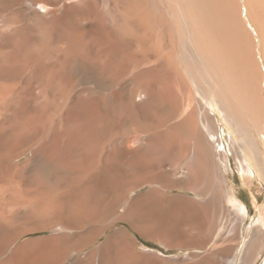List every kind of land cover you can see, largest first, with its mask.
<instances>
[{
  "label": "rangeland",
  "instance_id": "obj_1",
  "mask_svg": "<svg viewBox=\"0 0 264 264\" xmlns=\"http://www.w3.org/2000/svg\"><path fill=\"white\" fill-rule=\"evenodd\" d=\"M143 2L0 0V221L4 220V238L9 239L26 219H49L59 206L65 212L87 213L86 206L92 207L96 202V206L105 204L107 209L116 211L118 203L123 202L120 198L127 193L130 208H141L138 211L147 215L146 219H150L149 214L162 216L170 208L176 214L180 205L183 224L190 222L197 229L190 232L188 226L183 227L189 240L178 246L160 234L154 235L152 228L141 235L128 223L118 222L83 251L75 243L79 238H71L62 264H76L79 259L82 264H99L97 257L88 261L85 255L98 250L120 230L130 234L139 254H152L158 264H263L264 226L259 217L264 212V160L258 158L262 164L259 169L263 170L255 176L240 171L241 158L232 140L242 141L243 132H230L221 114L205 104L202 93L208 91L206 87L200 91L194 84L183 60L177 65L181 73L170 79L174 83L167 82L165 71L164 79L159 80L161 74L165 75L162 72L157 79L159 64L154 58L147 62L151 51L144 39L147 24ZM163 18L160 24L165 28L164 35L170 33L165 35V41L177 42L174 44L176 48L180 46L178 51L187 53V44L181 46L183 43L174 36L179 31L178 22ZM188 54L185 55L190 59ZM153 74L156 77H151ZM148 80L157 86L146 91ZM163 80L165 85L172 84L173 91L170 84L164 88ZM159 95H167L166 103ZM249 120L241 117L264 154V119L260 121L262 130ZM198 134L208 135L213 149L205 148L202 141L198 147L192 146L196 149H181L182 140L186 142ZM169 142L170 148L166 145ZM61 143H66L62 144L64 148L68 146V153L67 148H62L71 157L66 156L68 160L57 158ZM71 159L75 164L69 162ZM72 167L76 170L72 171ZM85 184L91 187L85 188ZM120 188L124 195L119 193ZM66 191L68 196L61 195ZM40 192H49V196L41 200ZM227 194H233L245 206V214H239L227 203ZM106 202L111 204L107 206ZM64 205L74 207L68 211ZM101 206L92 212L105 208ZM126 209L123 204L117 212ZM115 211L100 226H105ZM210 220L214 224L209 230ZM164 222L167 221L161 223L162 228H171L172 222ZM198 224L203 227L200 229ZM56 228L59 227L18 239L4 250L0 261L29 239L61 236L63 230ZM255 239L261 240V247L258 243L251 247Z\"/></svg>",
  "mask_w": 264,
  "mask_h": 264
},
{
  "label": "bare ground",
  "instance_id": "obj_2",
  "mask_svg": "<svg viewBox=\"0 0 264 264\" xmlns=\"http://www.w3.org/2000/svg\"><path fill=\"white\" fill-rule=\"evenodd\" d=\"M143 1H144L143 2L144 8L142 11L144 12V9H145L144 17H145V22L147 24V27H146L147 31L145 30L147 32V35H146L147 38H144V39L145 40L147 39L148 47L150 48V51H151V55H150V57H148L149 59L147 62H150L154 58L153 61H155L156 63L159 64V66H157V67L155 66L156 68L159 67L158 69H160L158 71L156 70V72L158 74V75L156 74L157 79L160 76L161 72L162 73L166 72L168 75L166 73H165V75L161 74V77H159V80H161V78L164 79L163 77H165L167 75L169 78L168 79L169 81H167V77L165 78V80L167 82H170L171 77L174 76L173 77V79H174L177 72L181 73L179 70V67L177 65L179 64L178 61L183 60L182 62H184L187 66V67H185L186 72L190 73V75H192V78L194 79V81L193 80L192 81L194 82V84L196 86H198L200 88L199 90L200 91L203 90L204 87L207 88V89L205 88V90L208 91V94H206V92L202 93V99L205 100V104L208 105L209 107H211L212 109H214L215 111H217L218 114H221V116H222L221 118H223L224 121L226 122L227 126L230 129V132L231 131L237 132V134L243 132L244 138L242 141L237 142L236 140H232L233 144L236 145L239 149L238 150L237 147L235 146L237 151H239L238 154L241 158L240 171L243 174L255 176V174L258 172V170L260 172L263 170V169L262 170L259 169V167L260 168L262 167V164L260 165V163L258 162V160H259L258 158H261L264 160V154H262L260 152V149L258 147L259 145H258L257 138L250 134V132L248 131V128H246L243 121H241V117H248V119L251 118V120L253 119V121L249 120L250 121L249 123L254 122V124H255L254 126H257L259 130H262V128H261L262 123H260V121L262 120V118L264 119V92H263V90H264V86H263V84H264V0H143ZM136 5H137V2H136ZM138 5L140 6V4H138ZM146 10H147V12H146ZM140 14H141V12H140ZM163 16L165 17V19L167 18L168 20H171V21L176 20L178 22L179 26H177V27H179V28H176V26H174V27L176 29H179V31H177L175 34L174 33L175 28H174V30H173L174 32H172V33H174V36L176 35V39L179 43H181V42L183 43V45H181V46L184 47V44L185 43L187 44L186 49L188 51H187V53L185 51V54H188V52H189L188 55H189L190 59L188 58L187 55L180 52L181 49H180V51H178V47H180V46H178L176 48L177 44L176 45L174 44L177 42L173 43V42H171L172 40L167 39L166 40L167 43H166L165 35L167 33H169V31L166 32V34L164 35L163 30L165 28H162V25L160 24ZM135 17H134V19L136 20ZM165 19L163 18V20H165ZM167 21H166V23H167ZM168 22H169V24L171 23L170 21H168ZM139 23L142 24L141 21ZM141 24H140V26H141ZM167 24H166V26H167ZM163 27H164V25H163ZM169 28L171 30L173 27L170 26ZM138 36H137V38H139ZM143 36H145V35H143ZM172 36H173V34H172ZM174 36H173V38H174ZM167 38H169V37H167ZM137 41H138V39H137ZM168 42H170V43H168ZM141 46H143V45H141ZM183 47H181V48H183ZM260 59H262V62L260 61ZM146 71H150V68H147ZM159 71H160V73H159ZM163 71H165V72H163ZM150 74H151V72H150ZM162 75H164V76H162ZM149 76L147 77V79L149 78ZM153 76H154V74L151 77H153ZM156 76H154V77H156ZM180 76H181V74H180ZM182 78H184V76ZM166 81H164L163 83L161 82V84L165 85ZM182 81H183V79H182ZM145 82H148L145 86V88L146 87L147 88L144 89L146 91H148L147 89H151L152 87L157 86L154 83L149 82V80L145 81ZM158 83H159V81H158ZM170 83H174V82L171 81ZM170 83H167L165 86L163 85L164 88L167 87V85H169ZM161 84H160V88L162 86ZM181 84H183V83H181ZM181 84H179V85H181ZM170 85L172 87V84H170ZM163 86H162V88H163ZM171 87H170V89H172V91H173L174 88L173 87L171 88ZM142 88H143V86H142ZM184 88L186 89L187 87H184ZM164 90H166V89H164ZM169 90H167L166 92H168ZM155 91H157V90H155ZM172 91H171V93H172ZM143 93H144V91H143ZM140 94H142V93H140ZM133 95H134V93H133ZM168 95H169V93H168ZM148 96H149V94H148ZM139 97H141V95ZM150 97H148V99ZM153 98H154V96H153ZM158 98L161 99V101L163 100L164 103H166L165 101L167 100V95L166 96H163V95L160 96L159 95ZM124 99L126 100V98H124ZM169 99H170V97H169ZM154 104H155V101H154ZM98 117H99V115H98ZM244 121H246V118ZM262 121L264 122V120H262ZM233 124H235L234 127H233ZM82 126H84V125H82ZM82 126H80V127H82ZM263 127H264V125H263ZM82 128H84V127H82ZM197 129H199L198 125H197ZM82 130H84V129H82ZM194 130H193V132H194ZM200 130H197V131H200ZM79 132H80V130H79ZM197 133H199V132H196V134ZM200 133H202V132H200ZM262 133H263V131H262ZM191 134H192V131H191ZM199 135L200 134H198L197 136L192 135L191 140H187L186 142H185V140H182L184 142L179 141L181 149L188 148V147L190 148L192 146L196 147L197 145H199L198 143L201 141L204 143L205 148L212 147V149H213L214 144L211 143L212 140L209 139L210 140L209 141L207 139L208 135L206 134L207 138L205 136H202L204 134H202L201 136H199ZM66 140H68V138ZM64 142H66V141L64 140ZM63 143H61V145H59L60 148L56 147V148H58V151H57L58 153H56L57 158L59 157V158L64 159V158H66V156H68V154L66 155V153H68V148H67L68 146H66L67 152L65 153V150H63L62 148H64L66 143H65V145ZM67 145H70V144L68 143ZM166 145L169 148L172 147L171 142H169ZM66 148H64V149H66ZM193 149H196V148H193ZM68 157H69L68 159L71 158L70 156H68ZM68 159L66 158V160H68ZM61 161H59V162L62 163ZM70 161L73 163L75 162V161H72V159L69 160V162ZM70 163H69V165H70ZM261 163H264V162H261ZM69 165L66 164L65 166H69ZM72 168H73V170L71 169L72 171L76 170V169H74V167H72ZM69 170H70V167H69ZM97 171H99V170H97ZM88 172H90V171H87V175H88ZM91 173L94 174V172H91ZM90 176L93 177L92 175H90ZM87 184H88V182H87ZM87 184H85V185H87ZM60 185H62V183ZM89 187H91L90 184L88 187H85V188H89ZM85 188H84V191L89 190V189L85 190ZM120 190H121V188L119 189V193L123 194V192H120ZM97 191H99V189ZM97 191H95V192H97ZM126 192H124V193H126ZM40 193H38V195ZM48 193H46V192L41 193L40 194L41 200L46 199L49 196ZM64 193H67V191L61 193V195H63ZM82 194H84V192ZM125 195H127V193ZM125 195H124L125 198H123V199L120 198V200H119L120 202H121V200L123 201L122 205H121V203H118V205L120 204L119 206L121 208V206H123V204H124L125 206H127V209L123 213L117 212V208H119V206L116 203L115 206L116 207L118 206V207L117 208L115 207L116 211L114 209L115 213H114V215H112L113 217L111 218V215H110V221H108L105 224V226L104 225L100 226V225H102V223L105 222L104 219H106V216H108L110 212L112 214L114 212L113 210H112L113 212L111 211L112 208L107 209L105 204L103 206H105L106 209L105 208L104 209H102V208L98 209V210H100V212H99L100 214L98 212H97L98 214H96V211H98V210H96L95 212H92V210L94 211L96 209V207L101 206L100 203H99V206H96L95 205V204H97L96 202H95V204H92V207H93V205H95V209H93L90 206H86V208L89 211L85 208L87 213L80 212L81 214L79 213V211H77V212L76 211L75 212H67L66 211L65 212V210H62L61 209L62 207L59 208L60 207L59 206L58 209H56V211H53L51 213V217L49 216L50 217L49 219L30 218V219L24 220L22 218V220H24V221L21 223L22 224L21 228H19V230L16 229L17 231H14V234L11 235L12 237L9 236L10 238L6 240L4 238V235H3V228H4L3 224L4 223H2L4 221L3 219H5V218H3V216H2L3 221L2 222L0 221V256L4 253V250L6 248H8L10 245H13L18 239L25 237L27 235H30V234L33 235L35 233L44 232V231L49 230L51 227L55 228L56 226H58L63 231H62L61 236H58V235H56L57 237L48 236V237H42L39 239L35 238L36 240L35 239H29L27 242L25 241V243L19 245V247H17L9 255V257L7 259H5L4 261H0V264H62V262L64 260V256L68 253L67 249H69L71 247V246L70 247L68 246V241L71 238H77V237L79 238V242L76 239L77 241L75 243H79V246H81L80 249H81V251H83V250H85V248L93 246L102 236H104L105 232L107 231V229L109 227H111L113 224H116L118 222L128 223L130 225V227H132L135 231L140 232L141 235H145V231H149V229L152 228L151 231H153L154 235L158 236L160 234L163 239H165L166 241H168V239H169V241H171L175 245L177 244L178 246L182 245L185 242V239L189 240V239H187V237L189 238V236H187L183 227L188 226L187 229H189V231L192 229L193 230L197 229V226L195 228V226H193L194 224L191 225L190 222H189L190 225H189V223L186 225H185V223L183 224L184 219H183L182 214H180V212H182V211L181 210L178 211V209L181 208L180 205L178 206L179 208L177 209L176 214H174L172 211H170V209H171L170 208L162 216L157 212L161 217L160 216L159 217H155V216L152 217L151 214L148 213L149 214L148 216L150 217V219L149 218L146 219L147 217H144V216H147V215L143 214V216H142V214H140L138 211V210L141 211V208L140 209L138 208V210H137V208H136V210H134L133 208L132 209L130 208V205H128V201L126 199L127 196H125ZM67 196H68V193H67ZM58 197H59V195H58ZM119 197H120V194H119ZM108 198H109V196H108ZM66 200H68V199H66ZM114 200L116 202V199H114ZM79 201L81 202L83 200L80 199ZM57 202H58V198H57ZM80 202H78V203H80ZM110 202H113V201H110ZM115 202H113V203H115ZM64 203H66V202L64 201ZM108 203H107V206L111 204V203H109V204ZM158 203H160V202H158ZM227 203L230 204L231 207L234 208V210H237L236 212H238L239 214L240 213L245 214V212H246L245 206L243 204H241L240 201H238L233 194H227ZM81 204L85 205V202H81ZM65 205H64L63 209L67 206V205L66 206ZM77 205H79V204H77ZM174 205L171 206V204H170V207H174ZM62 206H63V204H62ZM79 206H81V205H79ZM103 206H101V207H103ZM71 207H74V206H71ZM71 207H68V208H71ZM165 207H166V205H165ZM56 208H57V206H56ZM68 208H67V210H68ZM89 208H92V209H89ZM168 208H166V209H168ZM38 209H36V210L38 211ZM82 209H84V208H82ZM173 209H174L173 211H176L175 208H173ZM39 210H42V209H39ZM70 210L73 211L72 209H70ZM37 211H35V212H37ZM118 211H119V209H118ZM144 211L145 210H143V212ZM38 212L40 213L41 211H38ZM16 221H17V219H16ZM163 221H167L164 223L172 222L173 224H172L171 228H169V229L164 228V227L162 228L161 223ZM148 222H149V224H148ZM259 222H261L260 225L264 226V212L260 213ZM143 223H145L144 226H143ZM169 224L171 225V223H169ZM213 224H214L213 220H210L209 223L207 224V227L209 230L213 227ZM198 226H199V224H198ZM201 227H203V226H201ZM201 227H200V229H201ZM59 228H56V229H59ZM233 229L235 230L234 226H233ZM83 230H84V232L80 233V231H83ZM64 231H67V232L71 231V232L68 234L67 232H64ZM72 231H75V232L72 233ZM59 233H61V232L59 231ZM197 233H199V232L197 231ZM201 235H202V233H201ZM230 235H231V233H230ZM54 236H55V233H54ZM146 236H147V232H146ZM5 237H6V235H5ZM152 238H154L153 235H152ZM154 239H152V240H154ZM157 240H160V237ZM256 243L259 244L258 248L262 246L261 240L255 239L254 242L251 243V247L253 248V245H255ZM33 244L34 245L36 244V247L32 246ZM133 245H134V241L131 238L130 234L126 230H120L115 235L110 236L108 238L107 242L102 247L98 248V250L89 251L85 255L87 257V259L86 258L85 259L90 261L94 257H97V262L99 264H158L159 263V261H157L158 263H156V261L155 262L153 261L154 258L152 256V254H139L135 250L136 248L135 249L133 248ZM111 246L114 249H112ZM134 247H135V245H134ZM82 260H84V259H82ZM80 261H81V259L76 261V264H82ZM78 262H80V263H78ZM161 264H163V262Z\"/></svg>",
  "mask_w": 264,
  "mask_h": 264
}]
</instances>
